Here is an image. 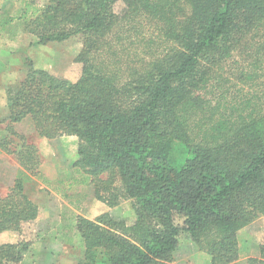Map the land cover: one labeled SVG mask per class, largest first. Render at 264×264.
<instances>
[{
  "label": "trees",
  "instance_id": "trees-1",
  "mask_svg": "<svg viewBox=\"0 0 264 264\" xmlns=\"http://www.w3.org/2000/svg\"><path fill=\"white\" fill-rule=\"evenodd\" d=\"M14 1L0 0V36L16 20L41 45L81 35V74L69 79L28 59L5 91L0 150L21 170L0 195V235H18L0 242V264L19 263L36 231L38 205L24 185L41 160L13 127L26 116L41 138L78 139L74 176L60 180L67 190L90 184L108 207L132 202L131 223L107 211L76 216L84 245L76 264H171L183 234L210 264L237 260V232L264 216V111L244 114L246 101L199 141L187 120L210 107L208 90L227 57L264 52V0H19L18 14L3 6ZM144 22L156 27L162 50L129 49L153 44ZM258 249L246 264H264V236Z\"/></svg>",
  "mask_w": 264,
  "mask_h": 264
},
{
  "label": "rangeland",
  "instance_id": "rangeland-1",
  "mask_svg": "<svg viewBox=\"0 0 264 264\" xmlns=\"http://www.w3.org/2000/svg\"><path fill=\"white\" fill-rule=\"evenodd\" d=\"M37 2L41 5L44 0H37ZM3 6L10 12L18 14L22 3L18 0L5 3ZM116 9L119 11L121 7ZM155 28L152 23L144 22L142 33L146 38L152 37L153 44L151 42L145 45L138 43L135 46H130L129 49L135 50L136 47V52L145 49H149L151 52L162 50L164 44L157 37L158 33ZM35 40L36 38L33 35L24 31L20 20L14 21L1 34L0 85L2 83L5 86L4 90L23 78L25 61L28 59L37 68L47 69L69 79H75L81 74V63L76 60L82 48L81 35L72 36L61 42H49L45 45L37 44ZM216 74V77L212 79L207 95V97H213L210 100V107L207 110L191 114V118L187 120L188 129L191 136H194L195 141L200 140L203 131L209 129L221 113L224 112L228 116L236 109L241 110L245 107L244 102L246 101H249V105L241 111L244 114L253 107L257 108L254 111L256 114H261L264 111V52H256L247 59L242 54L234 52L217 69ZM0 123L4 124V132H6L5 121L1 120ZM29 127V124H23V129ZM27 134L30 141H36L35 145L40 157L38 138L33 132L29 131ZM66 136L69 135L60 136L64 138L57 137L60 139H48L45 142L43 146L45 152L42 153L48 154L47 165L42 168L43 172L39 175L32 174L30 176L36 179L27 190L30 194L33 192L45 196L46 194L57 193L56 196L58 197L61 196L60 190H70H67L66 184L61 183L60 180L67 181L74 176V170H71V166L77 159L78 139L75 136ZM70 151H73L74 155L69 156L67 160L66 155H71ZM0 152L4 153L1 150ZM40 159L42 160V157ZM20 170L19 168L16 176ZM42 184L47 189L41 188ZM74 185L78 187L74 192L75 194L68 195L70 198L68 200L69 205L72 202L71 206L75 210L72 216L73 219L77 212L92 219L96 215L105 212L106 205L94 198L93 187L90 184L77 183ZM5 191L6 187L0 182V195ZM106 209L115 219H123L128 223L133 222L135 219L130 199H121L117 205L113 207L106 206ZM72 217L65 219L69 222L66 221L67 223L61 230L56 229L57 227L54 225L57 218L52 221V229L54 230H36L35 235L31 238L32 242L23 254L22 260L17 264H76L83 255L84 245L78 232L72 229ZM43 221L42 227L47 222L45 219ZM262 234L264 235L263 216L241 228L237 232L239 255L237 260L231 264H246L249 257L258 256V245ZM171 264H210V256L199 250L196 244L183 234L178 238Z\"/></svg>",
  "mask_w": 264,
  "mask_h": 264
},
{
  "label": "crops",
  "instance_id": "crops-1",
  "mask_svg": "<svg viewBox=\"0 0 264 264\" xmlns=\"http://www.w3.org/2000/svg\"><path fill=\"white\" fill-rule=\"evenodd\" d=\"M2 85V86H1ZM0 85V121L4 120L7 115H8V109L5 106V91L4 90V85L1 83ZM29 124L30 127L28 129H23V124ZM13 127L16 131L22 133L23 135L26 136L28 142H31L33 144L36 143V141L34 142L33 140L30 141L28 139V134L27 132H33L35 133L36 137L38 138V146H39V152H40V158L42 157L41 163H40V167L38 168L39 170V174L43 172V167L45 165H47V159H48V154H43L42 152H45L44 150V145L45 142L48 140L46 138H41L39 137L33 127V124L31 122V119L29 116L24 117L22 120L15 122L13 124ZM0 132L3 134L4 132V124L0 123ZM70 137H72V135H69ZM66 136V137H69ZM60 138H64V137H60ZM60 138H56V139H60ZM68 149L66 148V151ZM71 152V151H70ZM74 155L73 151L71 152V155L68 154L66 155V159H69V156L72 157ZM0 182L3 183V185L7 188L10 187L12 185V183L14 182V179L16 177L17 171L20 168L18 162L16 161V159L14 158V155L12 154H4L2 152H0ZM71 170H74L73 164L71 166ZM74 172V171H73ZM38 174V175H39ZM71 176V175H70ZM34 180H36L33 177H30L27 179L26 183H25V190L26 193L28 194V196L37 203L38 205V216L36 219V230H44V231H52L54 229H52V221L54 218H57V222H54V225L57 227L56 229H63L64 225L69 222L68 220L65 221V219L67 218H71L74 215L75 210L73 209V207L71 206V204L69 205V196L71 194H75L74 192L76 191L77 185H73L70 187L69 191H66L65 194L61 196H56V194L50 193V194H46L44 195H40V194H34L33 192H31V194L27 191L28 188L30 187L31 183L34 182ZM65 180V179H62ZM69 180V179H68ZM41 188H46V186H44L42 184V186H40ZM60 194V193H59ZM99 201V200H98ZM106 206L104 211H106ZM77 215H83L87 218H90L89 216H86L84 214H81L79 212L76 213ZM76 215V216H77ZM76 216L72 217L71 220V226L73 231L76 230L75 228V223H76ZM264 217V216H263ZM46 220L47 222L44 223V227L41 226V224L44 222L43 220ZM92 219V218H90ZM263 234L261 235V239L263 238ZM260 239V241H261ZM18 241V235L13 233V232H3L0 235V242H10V243H15Z\"/></svg>",
  "mask_w": 264,
  "mask_h": 264
}]
</instances>
